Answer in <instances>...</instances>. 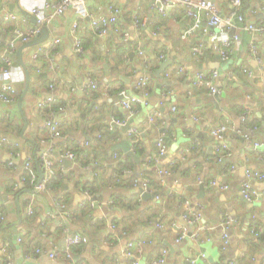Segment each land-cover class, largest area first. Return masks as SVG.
Returning a JSON list of instances; mask_svg holds the SVG:
<instances>
[{"label":"crops","instance_id":"obj_1","mask_svg":"<svg viewBox=\"0 0 264 264\" xmlns=\"http://www.w3.org/2000/svg\"><path fill=\"white\" fill-rule=\"evenodd\" d=\"M47 1L56 0H0V57L6 54L5 43L13 39V28H33L39 15L32 9H42ZM213 1L221 16L232 12L231 0ZM153 2L87 0L91 13H108L109 5L119 12L115 25L102 36L93 33L87 19L79 22L83 53L74 52L68 32L75 19L73 11L55 16L28 41H15L9 66L18 94L10 103L0 102V137L5 138L0 146V209L4 214L0 264H153L156 258H163L161 264H190L191 260H196L195 264H264V201L250 202L240 195L246 170L264 175V161L257 157L264 151V32L250 35L238 20L233 21L231 34L239 36L231 45L234 78L225 93L214 96L191 84L193 72L219 63L212 45L214 36L204 39L197 31L182 39L190 24L183 8L162 15ZM6 13L16 18L5 20ZM242 14L246 21L262 23L264 0H245ZM135 16L145 24L136 25ZM214 31L217 36L223 34L222 29ZM55 38L60 41L50 50ZM200 41L207 48L195 57L192 48ZM249 42L256 51L248 48ZM180 66L185 73L177 71ZM89 77L97 79L96 88L88 87ZM122 90L137 99L132 115L121 105ZM48 97H52L50 103ZM227 117L234 125L227 134L233 152L217 155L216 142L206 130ZM49 119L60 120V136L50 138L43 128ZM115 119H126V123H114ZM247 119L258 124L251 135L259 143L256 149L239 131ZM106 132L109 140L104 138ZM125 141L133 156L120 147ZM159 142L165 145L162 155ZM192 145L196 148L183 160L182 150ZM99 146L104 147L105 157L97 159L94 154ZM48 148H52L53 163L50 179L59 181L56 187L52 182L41 191L36 184L46 172L40 154ZM66 149L77 153L81 166L62 155ZM28 158H32L34 182L30 177L21 180ZM126 159L132 167L124 175L127 178L117 183L123 186L102 187L90 196L86 187L94 177L107 181L113 174L112 163ZM231 165L235 170L225 175ZM144 177L149 179L151 192L142 191ZM198 177L204 181L217 178L228 188L202 187ZM251 183L264 191V176ZM87 199L94 201V206L85 207ZM185 199L201 214L196 224L190 225L182 217ZM55 200L65 206L63 217L55 209ZM226 214L236 220L228 229L229 243L224 249V229L219 224ZM63 219L69 232L83 233L89 239L71 250V259L63 252ZM111 223L116 226L113 230ZM183 232L185 238L176 242ZM16 237L21 238L17 246ZM141 240L148 243L140 252L134 247L135 257L124 254L128 242ZM54 249L59 252L50 258L48 253Z\"/></svg>","mask_w":264,"mask_h":264},{"label":"built area","instance_id":"obj_2","mask_svg":"<svg viewBox=\"0 0 264 264\" xmlns=\"http://www.w3.org/2000/svg\"><path fill=\"white\" fill-rule=\"evenodd\" d=\"M231 3L233 5V10L231 13H229L226 16H221L218 10V7L216 3L213 0H154L153 4L157 8L158 12L162 15H164L166 12L171 11L172 9L177 8H183L184 14L186 17L189 18L190 24L188 28L182 33V39H186L190 34H193L197 31H199L204 37V39L207 38V36H214V42L212 45L216 48L218 55H219V63L215 68L209 69V70H198L191 74V84L194 87L200 88V89H206L211 95H220L222 93H225V89L230 85V82L234 78V72L233 69L236 68V66L231 65V59H232V51H231V45L238 40L239 36L237 34H231V30L233 28V21L236 19L241 24L243 29L248 32V34L252 35L254 32H264V21L260 24L253 23L245 20V17L240 12L241 7V0H231ZM109 12L104 13H91L88 10L87 7V0H56L54 2H45L44 7L42 9L40 8H33L32 13L35 15H39L35 25L33 28L23 31L19 29L18 27H14L12 30L13 33V39L10 42H6V54H3L0 57V75L2 77V81H0V102L2 103H10L13 101V99L17 96L18 91L15 85L11 82V54L14 50V45L16 40L20 41H28L33 35H36L40 32L41 27L48 23L52 18L55 16L62 15L65 11H73L75 14V19L70 23L68 32L73 40V50L75 53H83V45H82V38L81 34L78 30V25L81 20L87 19L90 25V28L92 29L93 33L98 34L99 36L105 35L110 27H113L117 20V15L119 12V9L115 7L114 5H109L108 7ZM45 12V14H44ZM5 20H14L16 18V15L13 13H6L4 14ZM134 23L136 25L139 24H145V20H141L138 17H134ZM222 29L223 34L220 36H217L215 34L214 29ZM60 39L55 38L50 44L49 49H55L57 44L59 43ZM207 42V40H206ZM207 44V43H206ZM248 48L252 51H256V47L252 42L248 43ZM207 48V45L203 43V41H200L198 43H195V45L192 48V53L195 57H199L203 54L204 49ZM41 52L42 51H38ZM44 53H47L44 51ZM243 70L248 74L251 75V72L245 68ZM177 71L180 74L185 73V69L183 66L178 67ZM222 80V85H217L216 81ZM97 85V79L93 77L88 78V87L90 88H96ZM120 95H122V101L121 105L125 107L129 114L132 115L135 113L134 103L137 102V99L135 98H129L125 95V91H120ZM127 97V98H126ZM52 100V97L47 98V103H50ZM47 105V104H46ZM114 123L117 124H125L126 119L122 120H113ZM60 120L59 119H49L46 120L43 124V128L46 130L50 138H55L61 135L60 130ZM233 121L231 117H227L223 123L216 124L213 126L207 127V134L215 140V151L217 155H230L233 151L229 147L227 143V134L230 129L233 128ZM242 130H239L240 133L242 132V136L245 139V141L254 149H256L259 146V143L257 141L252 140V134L255 132L257 127L255 125L249 126L244 125L242 126ZM5 141L4 137H0V146ZM159 147V155H162L164 153L165 145L162 142L158 143ZM192 148H196V146L192 145L191 147L186 146L182 150L181 158L184 160L186 158V155L191 151ZM62 155L64 157H68L71 159L74 163L77 165H82L80 162V158L77 155V153H74L73 151H70L66 149ZM52 156V148H48L47 150L43 151L40 154V160L41 164L44 167V171L46 172V175L44 176L43 180L36 184L37 190H46L47 189V183L50 179V176L53 174V163L51 160ZM260 161H264V151L259 153L257 156ZM221 160V159H219ZM32 166V158H28L23 165V174L21 177V180L23 182H26L28 180V177L31 178L32 182L35 181V176L31 169ZM235 170V167L231 165L225 175L231 174ZM129 170H125L124 174L127 175V172ZM161 172V170H159ZM264 175L263 173L259 171H250L246 170L245 173V179L241 184L240 187V195L246 200V201H254L257 199H261L264 201V191H258L255 189L251 183V180L255 177L262 178ZM199 184L204 185L205 187H220V189H227L228 185L227 183H219L218 179H212L210 181H204V179L198 177L197 179ZM142 191L144 192H151L150 186H149V179L144 177L142 179ZM183 204L185 205V211L182 214L183 219L190 225L196 224L199 222L201 218V214L192 208L190 205L189 200L185 199L183 201ZM90 206H94V201H90ZM55 209L57 213H61V216H64L65 213V206L63 203H61L58 200H55ZM32 208L28 206L29 213L31 212ZM4 219V214L2 210L0 209V223H2ZM102 219V218H101ZM63 219L60 222V227L62 233L66 234V240L63 246V252L66 255L67 258L71 259V248L73 246H81L88 243V237L80 232H69V229ZM223 221L219 224L224 229L223 235H222V247L225 249L229 243L228 238V229L230 225L236 220L234 217H231L229 215H225L222 219ZM159 226V225H158ZM198 226V224H197ZM110 229H115L116 226L114 223H111L109 225ZM204 227H198V230L203 229ZM208 229V228H207ZM195 235H198V233H195ZM185 233L183 232L179 237L176 238V242H180L182 239L185 238ZM21 242L20 237H16L14 245L17 246ZM148 242L145 240H141L137 242L136 244L133 242H128L123 252L124 254L135 257V253L133 249L137 246V252H140L141 247L146 245ZM6 247L3 246L2 250L4 251ZM40 251V250H39ZM46 252H49L48 250ZM59 250L54 249L50 251L49 257L53 258ZM166 253V250L163 251V256ZM201 258H205L204 254L201 255ZM196 260H191L190 264H195ZM163 262V258H156L153 261V264H161ZM132 264H137V262H133ZM209 264V263H207ZM232 264V263H230Z\"/></svg>","mask_w":264,"mask_h":264},{"label":"trees","instance_id":"obj_3","mask_svg":"<svg viewBox=\"0 0 264 264\" xmlns=\"http://www.w3.org/2000/svg\"><path fill=\"white\" fill-rule=\"evenodd\" d=\"M241 1H242V3H241V7H240V12L241 13H244V1L245 0H241ZM53 107H54V105H53ZM242 123L245 124V125H251V126L252 125H258L257 124V121H254V120L253 121H251V120L248 121V119L245 122L243 121ZM108 134H109L108 132H106L104 134L105 140H107V139L109 140ZM137 146H138V143L135 145V149H136ZM98 148H99V152L98 151H95V154H94L95 157L97 159H100V155H101L102 158H104L105 157L104 147L99 146ZM82 153H84V152H82ZM131 167H132V162H129L128 159L112 163V165L110 166V169L112 170L113 174H110V177H108L109 179L107 181H105L104 179H96V177H94V180H93L94 182L91 183L89 186L86 187V189L88 190L90 196H93L94 193H95V191L97 189H99V188H102V187L104 188V187H108L110 185L112 187L113 186L114 187L123 186L121 183L120 184H117V183L122 178H127V177L124 176L125 175L124 174L125 173L124 171L125 170H128V169H131ZM58 181H59L58 179H52V180L50 179V181L47 183L46 186L48 187L53 182V183H55V187H56L57 186L56 182H58ZM122 182H124V181H122ZM114 195L115 194H113V199L116 201L118 198L116 196H114ZM83 205L85 207L90 206V200L87 199L83 203ZM74 247L75 246L72 247V249H71L72 251L75 250Z\"/></svg>","mask_w":264,"mask_h":264},{"label":"water","instance_id":"obj_4","mask_svg":"<svg viewBox=\"0 0 264 264\" xmlns=\"http://www.w3.org/2000/svg\"><path fill=\"white\" fill-rule=\"evenodd\" d=\"M9 8L11 9V10H13V5L11 4V5H9ZM46 30H45V28L44 29H42V31H41V33H43V32H45ZM38 35V34H37ZM142 50L144 51V48L142 47ZM132 55V54H131ZM152 56V55H151ZM169 61H164L162 64H161V66H160V69L157 71V73H160L161 71H162V69L164 68V65L167 63V62H170V59H168ZM22 64V63H21ZM23 67L25 68V66L23 65ZM25 73H26V81H27V83H28V81H29V73L27 72V70H25ZM26 89H27V86H26ZM129 128V126L128 125H126L125 127H123V130H127ZM126 138V137H125ZM120 147H122V148H124V150L126 151V153H127V155H130V156H133V154L129 151V149H130V146H129V143H127V141H125V144H122V145H120ZM64 162L66 163V164H70L69 163V160H67V159H65L64 160ZM42 175H40V177H41ZM202 187H204L203 185H202ZM144 197H147L146 195H145V193H144V195H143ZM96 197H93L92 199H95ZM62 242V244L64 243V241L62 240L61 241ZM77 255H75L74 256V258L76 257Z\"/></svg>","mask_w":264,"mask_h":264},{"label":"rangeland","instance_id":"obj_5","mask_svg":"<svg viewBox=\"0 0 264 264\" xmlns=\"http://www.w3.org/2000/svg\"><path fill=\"white\" fill-rule=\"evenodd\" d=\"M217 96V95H216Z\"/></svg>","mask_w":264,"mask_h":264}]
</instances>
